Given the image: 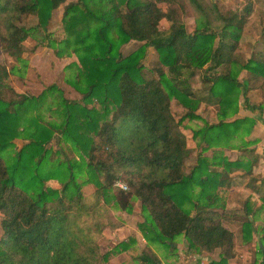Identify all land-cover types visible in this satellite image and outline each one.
<instances>
[{
    "label": "trees",
    "instance_id": "1",
    "mask_svg": "<svg viewBox=\"0 0 264 264\" xmlns=\"http://www.w3.org/2000/svg\"><path fill=\"white\" fill-rule=\"evenodd\" d=\"M185 1L196 14L190 31L176 18L179 0L71 1L63 7V34L56 39L46 25L64 0H0V51L19 65L0 64V264H104L109 253L121 254L136 242L129 235L106 252L97 243L102 229L119 223L110 210L128 214L133 203L141 213L135 228L144 239L134 257L138 264H163L161 257L175 251L179 237L194 255L219 250L218 260L208 264L234 257L232 232L222 223L231 214L222 209L218 190L230 186L235 169L251 173V164L214 150L210 157L198 153L183 170L190 150L181 121L202 119L195 109L203 102L214 106L217 120L192 130L201 152L246 149L257 117L228 119L238 102L250 112L263 110L264 87L262 102H251L248 80L236 77L246 70L252 83L263 86L264 53L244 62L236 53L251 2L222 13L212 0ZM28 16L36 22L25 26ZM34 36L54 56H74L63 67V80L79 100L65 98L57 85L28 95L9 84V75L20 76L25 65L23 41ZM261 37L264 47V26ZM128 41L141 43L122 55L119 48ZM146 47L158 55L156 76L142 73ZM196 70L202 90L189 84ZM47 96L52 108L45 105ZM171 99L186 109L179 119ZM43 109L56 119L43 118ZM262 147L264 159V139ZM89 184L92 191L84 194ZM259 201L255 210L244 204L243 218L263 212L259 258L248 264H264V195ZM240 229L248 242L251 220ZM149 247L160 249L161 257Z\"/></svg>",
    "mask_w": 264,
    "mask_h": 264
},
{
    "label": "rangeland",
    "instance_id": "2",
    "mask_svg": "<svg viewBox=\"0 0 264 264\" xmlns=\"http://www.w3.org/2000/svg\"><path fill=\"white\" fill-rule=\"evenodd\" d=\"M75 0H64L59 4L52 12L50 19L46 25V30L51 38L59 39L61 38L63 32L60 26V17L63 7L66 3ZM207 1V0H204ZM251 2L252 12L247 19V24L244 25L241 38L236 50L238 53V58L240 62H244V58L255 57L264 53V47L262 45L261 29L264 26V0H212L216 5L217 9L225 13L227 10H241L245 2ZM179 7H175L176 18L185 24L186 29L190 31L194 26L195 13L190 8L185 0H179ZM36 22L34 16H28L23 20L25 26L33 25ZM161 28L165 29L169 23L163 20L161 22ZM141 42L128 41L122 46H120L119 51L122 55L134 50ZM23 54L20 58L25 59V65L21 69V75L13 72L9 75L8 82L14 88V90L19 91V93H26L28 95L40 92L41 89L47 87L48 85H57L65 98L70 100H79L80 94L67 86L63 80V77L68 72H65L63 67L71 60H75L74 56L70 57H56L52 50L42 44L37 43V36L27 38L23 41ZM143 57L140 59V64L142 66V73L145 77L156 76V68L160 66L158 63V55L151 47H146L143 53ZM0 64L7 68L11 65H19L14 59L9 58L5 53L0 51ZM200 71L196 70L194 75L189 79V84L195 90H202L203 86L199 83ZM201 92V91H200ZM251 101H256L262 98L263 93L261 91H252L249 94ZM53 99L51 96H47L45 105L49 104L52 108ZM204 103V102H203ZM200 104L195 112L204 117L205 121L213 123L217 117L214 113L213 108H208L204 104ZM170 110L175 118H180L185 112L184 107L179 106L174 99L170 100ZM42 116L45 119L53 120L56 119L54 114L47 110H42ZM202 125L195 119L184 118L181 121L182 132L186 137V146L190 150L187 158L184 161L183 170L187 171L195 157L198 153L203 154L199 147L196 145L195 140L191 137L192 130L196 129L198 126ZM15 144L19 145L21 142L18 139L14 140ZM51 141L49 147L52 151L56 150V145ZM254 144V143H252ZM59 146L64 148V152H69L61 140H59ZM254 146V145H252ZM250 146V147H252ZM253 150L248 148H221L214 147L211 151H205V156L210 157L214 150L220 151L226 158L231 160H245L246 156H249ZM252 167V165H251ZM261 168V167H260ZM254 169L257 170L258 166L255 165ZM252 170V168H251ZM261 171V169H260ZM232 184L229 187H223L218 190L220 195L221 206L223 210L229 211L231 215L228 216L227 220H222L223 225L232 232V243L234 244L233 249L235 251L234 257L229 258L226 264H248L254 259H258L257 246L262 245L261 243V231L259 230L261 226V216L263 212L253 214L250 212L245 215L244 204L246 203L250 209H254L256 205L259 204V196L264 195V191L254 192L253 185L251 181L255 183L254 177L250 174L244 173L243 170L235 169L230 173ZM50 186H57L54 182H50ZM126 187V186H125ZM126 189V188H125ZM92 191V186L86 185L82 187V192L84 194H89ZM220 210V209H218ZM114 217H117L119 223H117L116 228L105 227L102 229L99 238L97 239L98 247L100 252H106L112 246L119 241H122L129 235H133L135 238V244L130 246L127 251L121 254L109 253L107 256V261L104 264H138L135 262L134 257L137 256L144 246V239L141 234L135 228V223L140 221L139 205L138 203H133L132 210L126 213H118L116 210H110ZM245 219L251 220V232L250 240L248 242L244 241L241 233V222ZM175 251L170 253L165 258L161 257L162 251L154 247H149L150 250L154 251L155 254L161 257L163 264H208L209 261L216 262L219 258V250H215L212 253L201 252L191 254L186 250V242L182 237L175 239Z\"/></svg>",
    "mask_w": 264,
    "mask_h": 264
},
{
    "label": "crops",
    "instance_id": "3",
    "mask_svg": "<svg viewBox=\"0 0 264 264\" xmlns=\"http://www.w3.org/2000/svg\"><path fill=\"white\" fill-rule=\"evenodd\" d=\"M247 59V58H244V60ZM237 80L238 82H243L244 80H248L247 82V85H248V91H247V96L249 98V93L252 92V91H262L263 86L259 85V84H254L250 81V75L248 74V72L246 70H242L240 71L238 74H237ZM263 80L262 83H264V77L261 78ZM261 83V82H260ZM250 100V98H249ZM251 101V100H250ZM251 102H254V103H258V102H262V98H260L259 100H256V101H251ZM210 109V108H209ZM196 114L201 117L202 119H195L197 120L199 123H201V121L203 122L205 119H203L204 117H202L199 112H196ZM214 114V113H213ZM215 115V114H214ZM245 116H256V120H255V123L254 125L252 126V129L249 133V135H247L245 137L246 140H251V142L249 143V145L247 146V148H249L250 150H253L252 147L255 148L254 151H252L250 153L249 156H246L245 160H247L248 162H250V164L252 165V170H251V173H249L251 175V177H254L253 179L255 180V183H253V180L251 181V185H253V190L254 192H258V191H264V159L262 157V153L263 152V139H264V108L263 110L261 111L260 114H258L256 111L255 112H250L248 110H244L241 102H238V111L237 113L230 119L228 120H231V119H234V118H243ZM217 120V119H216ZM215 120V121H216ZM214 121V122H215ZM213 122V123H214ZM211 124V123H209ZM254 145V146H252ZM252 146V147H250ZM211 151V150H209ZM205 152H203V155H207V154H204ZM231 160V159H230ZM257 165L258 166V169L255 170L254 169V166ZM261 167V168H260ZM261 169V171H260ZM232 183H230L231 185ZM198 264H200V262H198Z\"/></svg>",
    "mask_w": 264,
    "mask_h": 264
},
{
    "label": "built area",
    "instance_id": "4",
    "mask_svg": "<svg viewBox=\"0 0 264 264\" xmlns=\"http://www.w3.org/2000/svg\"><path fill=\"white\" fill-rule=\"evenodd\" d=\"M115 186H116L117 188H119V189H120V188H121V189H125V185H123L122 182H118V183H116Z\"/></svg>",
    "mask_w": 264,
    "mask_h": 264
},
{
    "label": "water",
    "instance_id": "5",
    "mask_svg": "<svg viewBox=\"0 0 264 264\" xmlns=\"http://www.w3.org/2000/svg\"><path fill=\"white\" fill-rule=\"evenodd\" d=\"M261 246V245H260Z\"/></svg>",
    "mask_w": 264,
    "mask_h": 264
}]
</instances>
